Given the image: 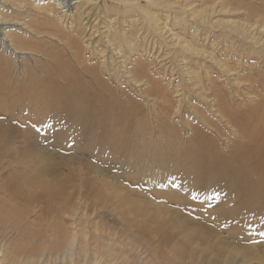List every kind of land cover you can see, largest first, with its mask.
Instances as JSON below:
<instances>
[{
  "label": "rangeland",
  "instance_id": "1",
  "mask_svg": "<svg viewBox=\"0 0 264 264\" xmlns=\"http://www.w3.org/2000/svg\"><path fill=\"white\" fill-rule=\"evenodd\" d=\"M7 1L9 4L0 6L6 16L3 31L18 35V31H22L16 30L20 24L37 33L38 37H26L39 44L41 49L51 48L59 53L58 57L67 59L71 73L81 87L78 92L86 95L84 100H78V95L69 91L67 97L56 99L47 106L41 95H21L20 92L26 88L22 69H30L41 77L40 68L48 65L49 61L31 50L15 54L0 46V201H5L10 193L14 199L10 201L13 202L12 206L33 211L29 215L26 230L21 231L22 227H19L7 233L5 239H9L8 244L30 251L41 250L49 245L45 240L51 232L45 230L43 218L37 217L43 207L38 198L39 188L26 187L23 183L24 178H33V175L39 173L61 197L53 201L55 206H63L62 217L65 224H68L61 229V234L58 233L60 239L66 237L64 229L70 233L68 229L71 228V222L67 223L72 218L69 217L70 213L72 216L77 215L78 225L81 224L79 227L82 229H79L83 233L79 232V235L84 241L81 245L77 243V251L83 247L88 252L86 258L85 255L75 256L76 264L86 262L84 259L90 262L87 264H264V88H260L262 94L259 91L251 98L244 93L252 87L258 88L257 84L250 87L251 80H246L256 75V67L253 66L249 71L240 70L239 66L240 79L237 84L222 83L219 78H223V75L212 61L197 58L189 51H184L182 58L177 59L175 52L179 46L170 43L162 45L160 49L156 47L154 51L157 56L155 53L148 55L142 48L143 44L136 53H127L126 47H122L123 52L130 57L127 54V58L122 57L124 62L118 59L119 64L111 62L116 70L115 79L104 67H100L98 61L89 59L85 64L87 67H84L86 69L75 65L69 48L58 45L56 38L46 33L57 27L45 15L49 9L56 10L51 0H43L41 3L40 0ZM94 1L87 0L77 12L88 11V16L99 19L98 29L102 32L105 30L104 21L110 18L109 21L114 23L118 33L123 32V35L128 36L129 25L123 19L128 16L138 17L139 12H143L146 17L155 12L156 24L168 21L173 31L198 47H202L204 41V48H208L210 42L220 41L214 38L215 31H210L208 39L203 38L205 34L201 31L200 39H195L190 32L186 33L183 26L171 24L174 20L172 9L153 7L147 4V0L135 1L139 10L130 8L133 1ZM174 1H170L174 3L173 6ZM233 1L227 0L229 3ZM193 4L196 5L194 10L203 9L198 2ZM57 13L56 10L54 14ZM168 13L170 18L167 19ZM212 16L213 20L227 21L223 25L230 24L239 22L241 10L235 13L215 11ZM235 28L241 29L238 25ZM99 31L92 35L90 42L92 46L96 45L97 50L106 48L104 41L96 43L99 37L103 38L102 34L98 35ZM233 38L221 36V51L213 53L210 50L214 57L227 60L229 65H235L237 58L242 61L245 58L229 51V48L236 47L229 44L236 41ZM75 39L78 41L80 37L75 36ZM113 39L115 44H123L115 36ZM157 42L159 44L160 40L157 39ZM82 44L86 47L84 42ZM56 46L61 49H55ZM105 52L107 55L111 53L107 49ZM87 53L84 50L83 54L87 56ZM253 57L254 54H251V60H256ZM87 69H94L96 78ZM205 69L212 79L217 80L233 108L244 101L239 105V110H233L240 120L239 125L233 121L230 124V119L217 116L208 106V101L199 98L201 94L198 92L204 93L205 90L195 83L205 80ZM196 71L202 76L199 80L193 78V72ZM145 75L155 77H148L151 82L148 83ZM131 78L140 82L136 83ZM155 81L157 84L162 82L168 103L164 104L158 98L157 91L156 94L153 92ZM56 83L59 86H49L45 82L44 87L66 90L67 84L62 78H57ZM236 86L243 90L239 91V97L232 92L229 94L230 91L238 90ZM145 93L151 95L147 98ZM178 100L180 108L174 113ZM153 101H156L154 106L151 105ZM167 104L168 109L165 110ZM103 107L106 108L105 114L100 112ZM250 115L256 118L255 122L248 125V133L254 134L252 140L239 133L240 128L244 127L242 124L247 125L245 121ZM139 119L151 127V134H155V138L160 135L159 139H164V136L172 140L174 149L171 154L175 158L185 157V147L192 146L197 159L157 169L150 165L153 160L148 148H138L143 150L139 154V161L129 165L134 159L136 137L140 136L136 135ZM162 148L169 151L165 145ZM258 152L263 154L259 157ZM243 170L250 174L246 182V176L240 175ZM22 174L25 176L22 177ZM240 187H246L245 194L241 193ZM99 226L102 233L99 232ZM95 235L98 238H94ZM56 238L57 235L52 240ZM85 240L88 245L84 243Z\"/></svg>",
  "mask_w": 264,
  "mask_h": 264
},
{
  "label": "bare ground",
  "instance_id": "2",
  "mask_svg": "<svg viewBox=\"0 0 264 264\" xmlns=\"http://www.w3.org/2000/svg\"><path fill=\"white\" fill-rule=\"evenodd\" d=\"M6 1L7 0H0V6L4 5L5 3L9 4L8 1L7 2ZM18 1L21 2L24 0H18ZM41 1H43V0H40L39 3H41ZM47 1H50V0H47ZM51 1L56 5V10L59 13L54 14L56 10L53 11V10L49 9L47 11L48 13L47 14L45 13V15L49 21H52V25L55 26L57 24V27H56V29L53 28L50 32H48L49 30L47 29L48 31H46V33L54 36V38H56V40H57L56 43L58 45H61L64 48H69V51L71 53V55H70L71 58L75 62V65H77L80 68H81V66H83V68L87 67V65L85 66V64L88 63L87 61L89 59L95 60L96 62L98 61L100 67H102V68L104 67L105 70L109 72V75L111 74L113 76V78L116 79V77H115L116 76V70L112 67L111 62L115 61L116 64L117 63L119 64L118 59H121L123 61V58L124 59L127 58L126 54L128 52L129 53H136L138 47L141 48V45H143V44H144V47H142L143 50L145 49V52L149 55V53H152V54L155 53L154 50L156 47L160 49V47L162 45L165 46V45H169V43H170L173 46H179L178 51H176L177 53L175 52V54H176L175 56L177 57V59L179 57H181V54L182 55L184 54L183 53L184 51H187V52L189 51L188 53L196 56L197 58H201V59L204 58V60L206 59V60L212 61V64H214L216 67H218L220 70V73L223 75V78L218 77L222 83L223 82L227 83V84L232 83L234 85L237 84L238 79H240L239 78V66H240V70L244 69V70H249V71H251L252 67L254 66V67H256V71H255L256 75L254 77H249L246 80H248V79L251 80L250 87H252L253 84L254 85L257 84L258 88L252 87L250 91L246 90V91H244V93L246 95H249L251 98V97L256 96L257 93H259L260 88H262V87L264 88V0H234L232 3L227 2V0H194L193 2H192V0H175L174 6L172 5L173 2H170L171 0H147V4H150L153 7L158 6L160 8H165L166 10L172 9V11L174 13V15H173L174 20L172 21L171 24L173 25L174 23H176L177 25L183 26V29L186 31V33H187V31L190 32L192 37H194L195 39L198 37L200 39V37H201L200 32L201 31L204 32V34H205L203 37L204 39H208V37L210 36V31H212V33H213V31H215L214 32V35H215L214 38L216 40H220V41H213L212 43L210 42V45L208 46V48H204L205 41L203 42L202 47H198V46L194 45L193 44L194 42L186 41L184 36L180 35L178 32L173 31V29L170 26V24L168 23V21H164L161 24H159V23L156 24L155 23L156 15L154 14L155 12H152L150 15L148 14L147 17L144 16L143 12H139L138 17L134 18V17L130 16L132 18H129V16H128L125 19H123V21L125 22V20H126L128 22V25H129V29H128L129 34H128V36H125V35H123V32H122L123 30L121 31L122 32L121 34L118 33V31L116 30V27L114 26V23L112 21H109L110 18H109V20H107V22L104 21L105 24H103V26H104L105 30L102 32V31H99V29H98V25L100 24L99 19L97 20L96 17L91 18L90 16H88L87 15L88 11L86 13H83L84 10L77 12L78 10H80L82 8V6L86 3L87 0H51ZM72 1H73V3H71ZM89 1H94V0H89ZM125 1L127 3L133 1V4H130V8L131 9L134 8L135 10H139L136 7V3H135L136 0H125ZM94 2L96 3L97 1H94ZM195 2H198L199 4H201V7H203V9L194 10L196 8V5L193 3H195ZM75 3H77V4H75ZM232 5H235V6L231 7ZM11 6H12V4H11ZM185 8H187V10H183ZM216 9H218V10H216ZM1 10L2 9H0V44H1L0 46H1V48L3 50L6 49V50L10 51L11 53H15V54H17V53L21 54V53H23L22 51H24V50H31L34 52V54L40 53L43 57L46 58V60L49 61L48 65H45L42 68H40V70L42 72L41 77H38L37 75H35L34 72L30 69L23 68L24 71L22 69L23 76H24L23 82H24V85L26 86V88L23 89V92H20V94L22 95V94L26 93V95L28 97H34V96L41 95L42 100H44V103L46 106L48 105V103H51L56 99H60V98H63L65 96L67 97L69 91L76 93L78 95V98H79V99L77 98L78 100H80V99L84 100L86 95L80 94L78 92V90L81 87L78 85L77 78L75 76H73V74L71 73L70 64L68 63L67 59H64V57H58L59 53L57 54V52L53 51V49H51V48H49L48 50H46L44 48L41 49L39 44L31 41V38L27 39L26 36H28V38H29L30 36L38 37V35H37V33L29 30L28 28H26L20 24L18 26V29H16V30L17 31L22 30V31H18L19 32L18 35L9 33L7 31L6 32L3 31L4 27H2V26H4L3 24H5V22H6V16L2 13ZM237 10H241V19L239 20V22L235 21L234 23L231 22L230 24L223 25V23L227 22V21L213 20L212 15L215 11L235 13V11H237ZM181 11H183V12H181ZM124 12H128V11L125 10ZM187 12H189L190 14H188ZM6 13H7V11H6ZM82 14H83V16H82ZM123 18H124V16H123ZM166 18L167 19L170 18L169 13L166 15ZM90 19H92V20H90ZM112 20H114V19H112ZM220 25L222 27H220ZM237 25L240 26L241 29L235 28V26H237ZM224 26H231L233 29L228 28V27L224 28ZM7 30H8V28H7ZM98 31H99L98 35L102 34L103 38L99 37V39L97 40L96 43L98 44L100 41H104L105 47H106L105 49L102 48V49L97 50L96 45L92 46V44H91L92 43L91 41L93 38L92 35ZM75 36L80 37V39L78 41H80L81 43L75 39ZM114 36H115V39L118 38L119 42L123 43V44L122 45L115 44L113 42ZM221 36H224L226 38L227 37L228 38L229 37L236 38L237 43H236V41H232L231 43H229V44H231V46H236V47L235 48L234 47L229 48L230 49L229 51L234 52L235 56H245L244 61L238 60L239 58H237V60H235L236 61L235 65H229L227 60H220L217 57L213 56L214 51H216V50H218L219 52L221 51L220 49H221V46L223 45V41L220 39ZM157 39L160 40L161 44L160 43L157 44L158 43ZM28 40H30V42ZM82 42H84V44H86V47L82 44ZM139 42H141V43L137 46V44ZM149 44H152V45L147 47ZM244 44H246L245 47L241 48L240 45L244 46ZM238 46H239V48H238ZM122 47H126V51H127L126 54L123 52ZM55 49L60 50L61 47L56 46ZM106 49H107V52L110 51L112 54L110 53L109 55H107L105 52ZM84 50H87V52H88L87 56L85 54H83ZM210 50H212L213 53ZM248 52H250V53H248ZM7 53H9V52H7ZM251 54H254L255 58L254 57L253 58L256 60H253V61L251 60ZM111 55H113V58ZM127 55H129V54H127ZM155 56H157V53H155ZM129 57H130V55H129ZM157 59L158 58H156V60ZM257 59L259 61H257ZM22 60H23V58H22ZM108 60H109V62H108ZM180 61L183 63V61L181 59H180ZM249 62H251V63H249ZM107 63H109V64H107ZM242 63H244V66L242 65ZM200 65L204 66L202 62H200ZM19 66H20V64H19ZM84 69H86V68H84ZM68 70H70L69 73H68ZM19 71L21 72V70H19ZM87 71L89 73H91L96 78L97 74H96L94 69H91V70L87 69ZM124 71H125V69H124ZM126 71H127V69H126ZM143 71H144V69H143ZM201 71H202V69H201ZM204 72H205V74H204L205 80L203 79L204 81H202L204 83H202L201 81L199 83H195V85H199V87L203 86L202 88L206 91V92L204 91V93L198 92V94H201L199 96V98L202 97L203 99L208 101V106L210 107L211 110L214 111L213 113H215L217 116H219L220 118L230 119L229 120L230 124H233V123H231L233 121L239 125L240 120L237 118V115L234 114L233 110L234 109L239 110V108H238L239 105L241 103H243L244 101L241 103H237L233 108V106L229 104V101H227L225 93L223 91H221V87L217 83V80L212 79L210 77L209 71L207 69H205ZM126 73L128 74L129 72H126ZM44 74H45V76H44ZM124 74H125V72H124ZM193 74H194L193 78H195V79L199 80L202 77L198 71L193 72ZM145 76L147 79L146 81L149 83L150 79L153 76L151 78L148 75H145ZM57 78H62L66 82L67 86L65 85V88H66L65 91L64 90L62 91V89L61 90H55V89H51L50 87H48V88L44 87L45 82L50 84L49 86L57 85V83H56ZM131 79L136 83L140 82L136 78H131ZM170 80L171 79H169V81ZM115 82H116V80H115ZM161 83L157 84L155 81L153 92L156 94V91H157V95H159L158 98H161L162 102L164 104H166V103H168L167 93H166V89H164L163 84H161ZM57 86H59V85H57ZM236 87L238 88V90L235 92L230 91L229 94L231 95V92H232V94H234V96L239 97L240 92H243V90H241L239 88V86H236ZM173 91H175V92H177V94H179L177 90L174 89ZM194 92H197V91H194ZM260 94H262L261 91H260ZM145 95L148 98V96H150L151 94L145 93ZM258 96L261 97V95H258ZM87 99H89V98H87ZM155 100H157V99H155ZM155 102L156 101H153V103H151V105L154 106ZM177 102H178V104L176 106H174L175 107L174 113L178 112L179 108H180V105H179L180 101L178 100ZM204 104L206 105V103H204ZM92 105H94V104H92ZM106 105H105V107H106ZM105 107L100 108L101 113L105 114V112H106ZM164 109L165 110L168 109V104L164 107ZM49 110H52V109L49 108ZM169 111H171V110H169ZM114 114H116V113H114ZM131 114H133V113H131ZM211 114H212V112H211ZM216 115H214V116H216ZM200 116H199V118H200ZM75 117H76V115H75ZM255 119H256L255 116L252 117L250 115V118L245 121L247 123V125H244L245 123L242 124L244 127L240 128L241 129V131L239 132L240 136L247 137V139H251V140L254 138V134L248 133L249 132L248 125L252 121L255 122ZM201 121H203L202 117H201ZM241 121H243V120H241ZM164 128H165V126H164ZM151 131H152L151 127L147 126L146 123L144 122V120L139 119V123H138L137 129H136L137 134L136 133L135 134L136 135L139 134L141 136V138H140V136L136 137V142H135L136 148H135V151H133L134 159H132L128 163L129 165H132L131 163H133L135 165L139 161V158L141 157V156H139V154L141 152H143V150L140 151L138 148H141V149L148 148V153H149V155L151 154L150 156L152 157V160H153V162L150 165H151V167H156L157 169L163 168L164 166L169 167L170 165L177 164L179 162L182 165L184 163L183 162L184 160L195 161V159H197L198 156H196V154L194 153L195 148H193L192 146H186L185 147L186 148L185 157L183 156L182 158H175V156H173L171 154L172 150L174 149V143L172 142V140L164 137L163 135L162 136L164 139H159L158 138L160 136L159 134H158L159 136L158 137L156 136V138H155V136H154L155 134H151ZM159 131H162V130H159ZM195 140H197V139H195ZM117 142H120V141H117ZM108 143H110V141H108ZM189 144H191V143H189ZM110 145L111 144H109V147H110ZM163 145H165L166 148L168 147L169 151L163 150V148H162ZM263 152H264V150H263ZM242 154H244V153H242ZM262 154L263 153L258 152L259 157ZM124 161H125V159H124ZM124 161H121L120 163H122ZM194 166L196 167V165H194ZM192 168H193V166H192ZM23 175L24 174H22V177H23ZM240 175L242 177L246 176L244 179H246V178L247 179L246 180L243 179L245 182L250 179V174L245 172V170H243V172L240 173ZM23 183L26 187L35 186V187L39 188V196L40 197H38V198L42 202L43 207H42L41 213H39V216L37 215V217L43 218V220L45 221V222L43 221L45 223L44 225L46 226L45 230L48 233L51 232V233L46 235V238L48 241L45 240L46 242H48L49 245H46V246L44 245L45 247L42 248L41 250L30 251L28 249H25L24 247H17L15 244H12V245L8 244L9 239L8 240L5 239V237L7 236V233L9 231H11L12 229H17L19 227H22L21 231H23V229L26 230L27 227L29 226L28 225L29 215L31 212H33L30 208H25V207L16 208L17 206H15V207L12 206L13 202L10 203V201H14V199H13L12 195L9 193V196H7L8 198H6V199H9L8 201H6V199H5V201H0V264H55V263H57V264H69L72 262H73V264H76L77 262L75 261L76 260L75 256L85 255V258H86V254L88 252V251H86V249H83V247H82V248H80V251H77V247H78L77 243L79 245H81L82 240H83L79 235V232L81 234L83 232L80 230L82 228L79 227L81 224L78 225L79 222L77 219V215L72 216L71 215L72 213H70L71 216L69 215V217H72L71 221H70V219L67 221V223L71 222L69 224V226L71 228L68 229V230H70V233L67 232V229H64L66 231L65 232L66 237H64V238L62 237L60 239V236L58 233H60V231H62L61 229L68 224H65L64 219H63L64 217H62V214L64 213L63 208H62L63 206H61V205L55 206L53 203V201L61 199V197L57 194V190L51 186V183L49 181L42 179L41 175L39 173H36L35 175H33V178H28V177L24 178ZM190 185H191V183H190ZM240 191H241V193L245 194L246 193V187H240ZM51 219H53V221ZM34 221H36V219ZM37 221L40 222L39 219ZM80 223H82V222L80 221ZM96 224L97 223L95 222L94 225H96ZM100 224H102V223H100ZM102 225H104V224H102ZM100 227L101 226L98 227L99 230H100ZM97 230L98 229H96V231ZM56 231H57V233H56ZM96 231H95V233H96ZM99 232H101V230ZM56 235H57V238L55 239V241H53L52 239L55 238ZM78 235H79L80 239H78ZM96 237H97V235H95L94 238H96ZM42 238H44V237H42ZM86 240H88V239H86ZM86 240L84 243L86 245H88ZM96 240L98 241V239H96ZM97 241H95V243ZM97 244H96V246H97ZM93 245L95 246V244H93ZM103 247L106 251L107 249L105 248V246H103ZM111 250H113V249H111ZM108 251H110V250H108ZM110 253L112 254V251ZM103 254H105V253H103ZM108 254H109V252H108ZM111 254H109V255H111ZM78 257H77V261H78ZM88 257H89V255H88ZM84 260H86V262L84 261L86 264L89 262V261L87 262V259H84ZM88 260L91 261V259H89V258H88ZM84 262L80 263V264H84ZM91 263L94 264V262H91ZM154 264H155V262H154Z\"/></svg>",
  "mask_w": 264,
  "mask_h": 264
}]
</instances>
